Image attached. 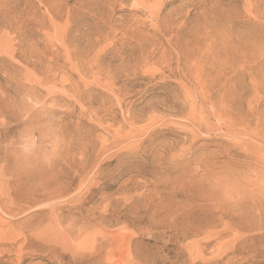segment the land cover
I'll return each mask as SVG.
<instances>
[{
  "label": "rangeland",
  "instance_id": "obj_1",
  "mask_svg": "<svg viewBox=\"0 0 264 264\" xmlns=\"http://www.w3.org/2000/svg\"><path fill=\"white\" fill-rule=\"evenodd\" d=\"M0 264H264V0H0Z\"/></svg>",
  "mask_w": 264,
  "mask_h": 264
}]
</instances>
